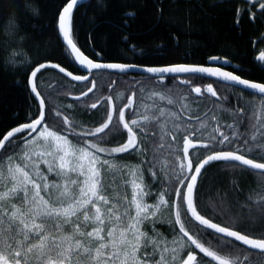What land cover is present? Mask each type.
I'll use <instances>...</instances> for the list:
<instances>
[{"label": "snow or ice", "instance_id": "obj_1", "mask_svg": "<svg viewBox=\"0 0 264 264\" xmlns=\"http://www.w3.org/2000/svg\"><path fill=\"white\" fill-rule=\"evenodd\" d=\"M257 3L264 16V2ZM78 5L79 0H64L56 18L58 34L66 42L61 55L86 74L74 76L52 63L47 52L18 69L36 110L13 121L14 126L0 129V264H248L240 249L264 254V231L256 235L243 227L254 224L253 219L234 216L222 203L205 212L200 197L205 173L217 162L264 176V139L257 143L255 133L245 138L240 132L246 116L243 92L250 90L264 98V82L242 78L225 66L172 63L146 67L161 87L147 97V103L145 90L139 88L141 81L121 96L119 105L112 95L93 100L89 93L97 89V73L117 70L114 75H126L127 69L137 65L106 62L91 36L94 58L77 46L73 18ZM157 12L163 15L159 7ZM242 13L253 23L257 19L255 12L237 9V26ZM18 30L12 16L5 31L11 38ZM15 42L0 41V55ZM207 59L231 65L227 57ZM259 60L264 61V50ZM50 69L86 86L74 98L83 105L81 110L73 103L56 108L46 101L40 77ZM167 74H175L178 83L198 99L210 96L218 106L230 105L231 122L220 123L213 115L209 126L208 114L185 116L187 103L175 112L165 111L160 103H177L170 90L164 91ZM185 74L214 77L241 91L221 96L213 83L194 84ZM98 105L104 107L102 116L80 119L84 111L99 112ZM116 136L123 139L111 146ZM160 153L165 154L163 160L157 158ZM133 154L135 163L121 159ZM253 204L264 228V189L255 198L248 197V205ZM209 212L213 215L206 218ZM186 220L202 229L203 235H211L215 243L205 241L200 233L190 234ZM164 226L167 234L160 231Z\"/></svg>", "mask_w": 264, "mask_h": 264}, {"label": "trees", "instance_id": "obj_2", "mask_svg": "<svg viewBox=\"0 0 264 264\" xmlns=\"http://www.w3.org/2000/svg\"><path fill=\"white\" fill-rule=\"evenodd\" d=\"M63 3L64 0H0V41H16L0 55V129L36 110V103L24 86L23 72L18 70L21 64H27L38 54L47 52L52 56L51 62L68 70L78 68L61 55L64 43L58 34L56 13ZM238 3V0H89L74 11L73 39L86 55L93 57L89 46L91 36V43L96 51L102 52L106 62L165 66L206 63L209 56L223 55L240 64V69H243L238 71L240 75L264 82L261 79L264 78V67L254 59L255 50L264 42V16L257 13L253 23L242 13L237 26ZM158 7L163 10L162 16L157 12ZM130 12L135 15H126ZM12 16H15L19 30L15 37L10 38L5 29ZM21 36L25 39L20 40ZM111 81L112 78L108 80ZM144 81L153 82L151 78ZM64 83L77 82L51 69L40 77L42 94L56 108L75 103L66 93L80 92L75 87L67 92L60 90V84ZM231 90L230 93L241 91L238 88ZM62 93L64 95L59 97L58 94ZM262 99L245 90L243 92L242 106L246 116L240 132L245 138L255 133L257 143L264 139ZM162 107L169 110L166 103H162ZM213 115L220 123L232 120L230 112L226 114L228 118H222L215 108L208 115L209 126ZM164 156L160 153L157 158L163 160ZM121 159L137 162L134 154ZM145 180L150 183L147 176ZM261 189H264V176L260 173L217 162L205 173L200 191L201 207L208 212L211 206L222 203L234 216L253 219L254 224H244L243 227L258 235L264 228L259 226L256 205H248V197L255 198V193ZM245 206L251 207L252 211L249 212ZM212 215L209 212L206 218ZM185 223L187 228L198 229L195 223L187 220ZM205 241L215 243L211 235H205ZM240 251L249 258L248 264H264V254L246 249Z\"/></svg>", "mask_w": 264, "mask_h": 264}, {"label": "flooded vegetation", "instance_id": "obj_3", "mask_svg": "<svg viewBox=\"0 0 264 264\" xmlns=\"http://www.w3.org/2000/svg\"><path fill=\"white\" fill-rule=\"evenodd\" d=\"M238 1H239L238 9H242V8L248 9L251 12H255L256 15H257V13H260L259 4L257 3V0H238ZM260 2H264V0H260ZM252 4H256V7L252 8L251 7ZM262 50H264V42H262L260 44V46L255 50L254 59L257 62L261 63L264 67V61L259 60V53ZM212 56L226 57L223 55H212ZM91 58H93V57H91ZM228 59L231 61L230 66L225 65V64H211V63H209L208 59H207L206 63H204V64L210 65V66H225V67H227V69L229 71H236V73L238 75H240L238 73L237 67H236V66H239V68H240V64L234 62L230 58H228ZM134 65H137V64H134ZM140 66H146V65H140ZM69 71L73 72L74 75H85L86 74L84 72L79 71L78 68H76L75 70H69ZM104 72H107L108 74H105ZM153 76L154 75L132 73V72H128L126 75L124 73H120L119 75H114V72L104 70L101 73H97V81H99V82H97V89H94L93 93H89V96L92 97V99L94 100L96 97H99L101 95H104V96L112 95L114 102L117 105H119L121 96L126 95L128 93L129 88L134 86L136 81H141L142 83L139 85V88H143L145 90L144 91V97H145V102L147 103L148 102L147 97H149L153 91L161 90V87H160L159 83H157L156 79L151 78L153 80V82L144 81L145 78H150ZM242 77L245 78L244 76H242ZM110 78H112V81H115L114 84L112 83V81L108 82V80ZM185 78L192 79L194 84L213 83L214 87L217 89V92L221 96L228 95L230 93V91H232L231 89H236V88H230L228 83L220 82V81H217L215 78L205 77L202 75L192 76L191 74H185ZM246 79H248V78H246ZM104 80H106V81H104ZM165 83H166V87L164 88L165 93L167 94L170 90L173 99L175 101H177V103H175L173 106H169L168 111L167 110H165V111L175 112L178 109H180L184 103H187L189 105V108L185 109V111H184L185 116L191 115V116H199V117L203 118L205 116V114L209 115V113L216 108V110L219 112V114L221 115L222 118H228L226 116V114L229 113L228 110L230 109V105L219 104V106H218L217 103L214 102V98H212L210 96H206L203 99H198L195 94H190L189 89L186 86L178 83V81L175 78V75L166 76ZM60 86H61L60 90H63L64 92L73 90L74 87L78 88L80 90V92L86 90V86L80 82H77L76 84H70V83L65 84L64 83V84H60ZM109 86H110V88H109ZM238 89H241V88H238ZM136 91H137L136 99L139 100L141 93H140L138 88L136 89ZM245 91H247V90H245ZM80 92L75 93V94L72 93V95H70L72 97V100L74 99V96H78ZM247 92H249V91H247ZM185 94H188L187 101L180 100V97L185 95ZM252 94H255V93H252ZM58 95L60 97V96H63L64 93L58 94ZM255 95H258V94H255ZM74 101H75V103H73V104L77 106V110L78 111L81 110L83 105L79 101H76L75 99H74ZM90 102L91 101H87V103H90ZM162 103H166V102H162ZM162 103H160L161 107H162ZM98 107L100 109L99 112L84 111L82 116L80 117V119H82V120H94V119L99 118L100 116H102L104 114V107L99 106V105H98ZM208 115H207V119L205 121L206 123H209V120H210ZM222 122H224V121H222ZM148 130H151V128H149ZM122 139H123V137L116 136L113 139V144L111 146H114L115 143L119 142ZM201 152L202 153H199V154L202 156L204 153H203V151H201ZM190 154H191V152H190ZM188 229L190 231V234H192V235H196L195 233H200L201 236L203 237V239L205 240V235H203V232H200V230L193 229V228H188ZM160 231L167 234V226L162 227L160 229Z\"/></svg>", "mask_w": 264, "mask_h": 264}, {"label": "water", "instance_id": "obj_4", "mask_svg": "<svg viewBox=\"0 0 264 264\" xmlns=\"http://www.w3.org/2000/svg\"><path fill=\"white\" fill-rule=\"evenodd\" d=\"M89 0H79V5L78 6H80V5H82V4H84V3H86V2H88ZM77 6V7H78ZM76 9H74V11H75ZM60 36H61V39H62V41H63V38H62V34H60ZM63 43L65 44L66 42H64L63 41ZM78 46V45H77ZM91 58V57H90ZM52 63H54V62H52ZM209 63H211V64H224V60H220V61H217V62H209ZM206 66H210V65H206ZM62 67V66H61ZM146 67H150V66H140V65H137V67H133V68H131V69H127L126 70V73H128V72H132V73H141V74H149V75H154V74H150V73H147L146 72ZM108 71H111V72H116L117 70H108ZM74 75V74H73ZM168 75H175V74H167L166 76H168ZM197 75H202V76H204L203 74H197ZM74 76H76V75H74ZM211 78H214V77H211ZM243 78V77H242ZM216 79V78H215ZM257 82V81H256ZM225 83H227V82H225ZM242 87V86H241ZM247 91H249V92H251V93H255V92H253V91H250V90H247ZM255 94H257V93H255ZM76 96H74V98H75Z\"/></svg>", "mask_w": 264, "mask_h": 264}, {"label": "bare ground", "instance_id": "obj_5", "mask_svg": "<svg viewBox=\"0 0 264 264\" xmlns=\"http://www.w3.org/2000/svg\"><path fill=\"white\" fill-rule=\"evenodd\" d=\"M63 67V66H62ZM63 68H65V67H63ZM68 70V69H67ZM69 71V70H68Z\"/></svg>", "mask_w": 264, "mask_h": 264}]
</instances>
